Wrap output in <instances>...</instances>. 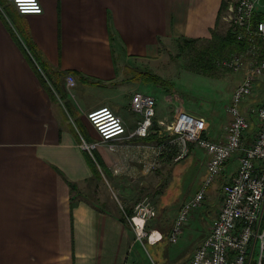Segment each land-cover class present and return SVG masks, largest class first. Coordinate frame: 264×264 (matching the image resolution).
Listing matches in <instances>:
<instances>
[{
	"label": "crops",
	"instance_id": "0c3cea01",
	"mask_svg": "<svg viewBox=\"0 0 264 264\" xmlns=\"http://www.w3.org/2000/svg\"><path fill=\"white\" fill-rule=\"evenodd\" d=\"M40 2L42 14L20 15L8 0H0V264H141L143 247L125 213L85 197L90 183L100 180L80 145L81 137L99 141L87 114L104 105L96 98L98 90L145 83L149 63L156 64L171 45L212 40L214 32L233 36L228 19L233 0ZM36 59L45 64L46 74ZM65 73L78 83L69 93L68 75L61 80L71 114L52 86ZM128 88L130 107L140 92ZM158 102L154 122L163 136L159 124L176 114L169 118ZM117 113L133 132L140 117L133 113L131 121ZM192 115L207 121L210 139L226 140L227 129L217 132L214 120ZM146 138L124 147L134 157L150 155L148 147L156 143ZM105 154L103 146L96 152L103 167L112 170L115 165ZM130 210L132 215L134 208ZM175 211L174 219L179 209Z\"/></svg>",
	"mask_w": 264,
	"mask_h": 264
},
{
	"label": "built area",
	"instance_id": "2783aa9c",
	"mask_svg": "<svg viewBox=\"0 0 264 264\" xmlns=\"http://www.w3.org/2000/svg\"><path fill=\"white\" fill-rule=\"evenodd\" d=\"M8 1L20 15L43 13L40 0H32L31 3L26 0ZM228 19L234 38L245 48L219 63L222 68L243 75L231 98V122L227 127L226 140L210 139L207 121L182 109L176 110V118L171 124H159L175 137L167 143L168 149L173 145L180 147L175 162L189 155L190 143L209 155L207 176L202 186L178 211L169 234L172 244L178 242L191 214L203 205L213 181L227 171L229 162L237 161L236 172L224 187L222 206L189 264H264V102L246 114L240 108L241 102L254 93L257 82L264 80V0H238L229 6ZM75 86V77L68 75L67 90L71 91ZM156 107L157 101L153 96L133 95L130 109L141 116L133 132L128 130L125 120L109 107L92 110L87 114V120L99 141L88 142L81 137V148L93 152L105 145L109 151L116 152L126 142L148 137L154 126ZM252 114H257L259 119L255 134H251ZM148 149L153 156L143 163L146 173L159 166L168 150L165 143ZM157 214L155 203L144 197L136 204L133 214L127 216L136 242L143 248L157 245L164 239L161 231L148 227Z\"/></svg>",
	"mask_w": 264,
	"mask_h": 264
},
{
	"label": "rangeland",
	"instance_id": "374dc122",
	"mask_svg": "<svg viewBox=\"0 0 264 264\" xmlns=\"http://www.w3.org/2000/svg\"><path fill=\"white\" fill-rule=\"evenodd\" d=\"M237 1L233 0L232 4L235 5ZM223 23L222 28H224ZM225 32L222 31L223 34ZM181 46L185 48V46ZM204 46H208L206 42L198 41L193 48L186 47L184 51H181L180 47L171 45L168 47L170 50H166L163 58L156 64L149 63L147 72L158 75L163 80L172 83L171 85H167V88L172 89V91L159 89L153 82L144 83L140 81V84H138L134 81L130 85L119 87L115 90H98L96 98H99L104 104L100 108L109 107L116 114L119 111L124 117L134 121L136 118L134 114L136 113L131 111L129 107V98L131 96L127 95V93H130L127 91V89H130L128 87L132 86L133 89L137 88L140 93L153 96L156 101L159 100L161 111L165 110L169 118L174 116L176 108H183L185 111L191 110L192 114L203 116L206 119L209 118L211 121L214 120L213 125L217 128V132L226 131L231 122L229 108L232 91L240 82L241 75L222 67L215 78L202 76L203 78L194 79L192 78L194 76H186V73L182 74L185 69L188 70L190 68L191 57L196 55L197 49ZM76 85H78L77 81ZM169 96L175 97V100L172 98V101ZM263 101L264 80H261L257 82L254 93L248 99H244L241 102L240 108L242 113L246 114L251 108L258 109ZM157 111L158 106L156 107ZM136 115L141 119L139 114ZM250 119L259 123L257 114H252ZM173 120L175 119L171 118L169 121H166V125L171 124L170 121ZM155 124L156 122H154V126ZM164 131L165 134L161 137H165L166 140L162 143H156L154 146L165 143V147L168 149L167 143L175 137L171 136L166 128ZM211 133L213 134L214 131L211 130ZM84 139L87 141L85 137ZM123 147L116 150V152H112L105 145L103 146L108 163L111 166L115 165L112 167V170H107L99 165L95 157L98 149L93 152L84 150L93 159L101 175L99 181H92L90 183L89 190L85 191V197L100 207L106 204L107 207L118 209L121 214H124L123 212L128 211L130 208H135L136 204L144 197H149L155 203L158 210V217L156 220L150 222L149 228L159 230L163 234L165 232L166 235H169L172 223L175 220V210L180 209L181 204L190 199L202 186L207 176L209 155L205 150L193 144V146L190 145L189 155L177 163L174 161V158L179 154L180 147L173 145L171 149L165 151V156L159 166L153 171L146 173L143 163L151 160L152 153L150 155L139 153L134 157L132 154L133 150ZM129 156L130 158H127ZM236 167L237 161L234 159L229 163L227 171L213 181L207 191L203 205L191 214L190 219L193 217V214L196 215L191 221L190 228L184 229L178 242L172 244L169 241V236H166L157 245H147L146 248H142L144 257L141 264L190 263L195 249L203 242V236H206L209 231L214 214L216 215L222 206L224 187L231 181ZM93 185L96 187H93ZM93 189L95 190L94 193ZM161 192L163 193L162 195H160ZM121 193L125 194L126 200L121 197ZM199 216L200 218L198 219Z\"/></svg>",
	"mask_w": 264,
	"mask_h": 264
},
{
	"label": "trees",
	"instance_id": "16d2710c",
	"mask_svg": "<svg viewBox=\"0 0 264 264\" xmlns=\"http://www.w3.org/2000/svg\"><path fill=\"white\" fill-rule=\"evenodd\" d=\"M224 5L226 6V4H224ZM197 42L198 41H196V40L195 41H193V40L183 41V44H184L183 46H185V48L186 47L187 48H189V47L193 48L194 46H196ZM203 42H206L208 46H204V47L197 49V52L195 53L196 55L191 57V60H190L191 64H190V68H188V70L190 72H193V73H196V74L208 77V78H215L217 76V73L221 69V65L219 64L221 61L227 59L233 53L240 52L245 48V45L243 43L238 42L229 33H227L226 35H221L217 32H214L212 40H207V41H203ZM185 48L181 46V51H184ZM36 60L39 64L41 70L45 73V70H46L45 64L42 61H40V59H39V61H38V59H36ZM67 75H68V73L59 74L58 75L59 79H60L59 84H57L53 81L54 84L52 86H53L56 94L60 97L61 101L64 102L63 104H64V107L66 108V110H68L69 114H71V109L68 107V103L66 102V93H65V91L61 85V83H62L61 80L64 77H66ZM144 78H145L146 82H153V83H155V85L161 86L164 90L172 91V89L167 88V85H171L172 83H169V81L163 80V78L159 77L158 75H155V74L149 72V73H145L143 79ZM56 94L54 93L55 98H56ZM252 125L253 126L251 129V134H253V133L255 134L258 130V123L253 120ZM154 130L156 131V133L151 134L148 138H146L145 142H151V143H157V144L164 142L166 140V138L158 135L159 129H157L156 124H155ZM191 144L192 143H190L189 145H191ZM95 157L98 160L99 165L103 166L100 159L96 155H95ZM89 163L93 169L94 175L100 179L101 175L97 170V166H96L95 162L93 161V159H91L90 157H89ZM72 188H73V190L76 189L75 186H72ZM162 194L163 193L161 192L160 195H162ZM162 199H163V196H162ZM124 213L126 216H129V215H131V210L129 209L128 211H124ZM157 215L153 220L157 219V217H158ZM164 234H163L164 239L166 236H169V235H166L165 232H164Z\"/></svg>",
	"mask_w": 264,
	"mask_h": 264
},
{
	"label": "snow or ice",
	"instance_id": "6c2138e0",
	"mask_svg": "<svg viewBox=\"0 0 264 264\" xmlns=\"http://www.w3.org/2000/svg\"><path fill=\"white\" fill-rule=\"evenodd\" d=\"M26 2H27V3H31V2H32V0H26Z\"/></svg>",
	"mask_w": 264,
	"mask_h": 264
}]
</instances>
